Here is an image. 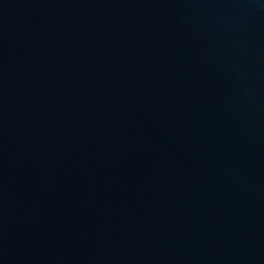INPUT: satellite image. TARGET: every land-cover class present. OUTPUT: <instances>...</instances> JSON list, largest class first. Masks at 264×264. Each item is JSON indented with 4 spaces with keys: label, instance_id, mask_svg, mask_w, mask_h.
<instances>
[{
    "label": "water",
    "instance_id": "95a60500",
    "mask_svg": "<svg viewBox=\"0 0 264 264\" xmlns=\"http://www.w3.org/2000/svg\"><path fill=\"white\" fill-rule=\"evenodd\" d=\"M0 264H264V0H0Z\"/></svg>",
    "mask_w": 264,
    "mask_h": 264
}]
</instances>
